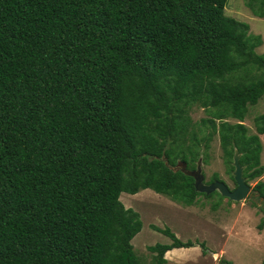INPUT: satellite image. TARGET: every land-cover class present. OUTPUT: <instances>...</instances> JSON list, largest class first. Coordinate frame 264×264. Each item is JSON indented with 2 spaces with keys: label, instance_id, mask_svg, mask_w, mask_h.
Instances as JSON below:
<instances>
[{
  "label": "trees",
  "instance_id": "1",
  "mask_svg": "<svg viewBox=\"0 0 264 264\" xmlns=\"http://www.w3.org/2000/svg\"><path fill=\"white\" fill-rule=\"evenodd\" d=\"M227 1L0 0V264H143L121 194L195 203L206 193L171 166L208 162L215 135L235 185L236 149L248 182L264 174V114L245 123L264 97L262 38ZM253 191L264 211V181ZM162 231L155 264L195 245Z\"/></svg>",
  "mask_w": 264,
  "mask_h": 264
},
{
  "label": "rangeland",
  "instance_id": "2",
  "mask_svg": "<svg viewBox=\"0 0 264 264\" xmlns=\"http://www.w3.org/2000/svg\"><path fill=\"white\" fill-rule=\"evenodd\" d=\"M225 12L248 23L251 34L261 36L262 43L256 52L264 53V15L255 14L247 5V0H228ZM260 114H264V97L250 106L246 116L245 123L251 132H255L254 118ZM204 116V108L195 106L192 111L194 123H199ZM261 139V163L264 165V135ZM209 152L208 162L204 163V156L202 158L205 182L221 180L234 188L218 135L213 137ZM258 181H264V174L249 182L252 190L241 201H232L214 191L209 195H200L191 205H184L151 189L136 194L123 192L120 199L127 208L137 210L143 222L141 231L132 239L135 253L143 264H155L149 247L172 242V238L162 231L170 227L183 241L190 240L195 245L176 248L177 252H172L168 264H263L264 211L259 193L253 191ZM201 243L205 244V251Z\"/></svg>",
  "mask_w": 264,
  "mask_h": 264
},
{
  "label": "water",
  "instance_id": "3",
  "mask_svg": "<svg viewBox=\"0 0 264 264\" xmlns=\"http://www.w3.org/2000/svg\"><path fill=\"white\" fill-rule=\"evenodd\" d=\"M241 154L236 149L234 154L233 165L234 169V178L237 186L234 189H231L224 181L215 180L211 183L205 182V174L203 172V156L200 157L196 168L189 169L188 164L184 160H179L176 166H171L173 170H181L184 173L191 175L195 179V188L197 191L211 194L212 192L218 190L222 195L230 198L234 201H241L245 199L251 191V186L247 182V179L244 176V166L240 162Z\"/></svg>",
  "mask_w": 264,
  "mask_h": 264
},
{
  "label": "clouds",
  "instance_id": "4",
  "mask_svg": "<svg viewBox=\"0 0 264 264\" xmlns=\"http://www.w3.org/2000/svg\"><path fill=\"white\" fill-rule=\"evenodd\" d=\"M200 159V158H199ZM179 161V160H178ZM199 161V160H198ZM197 164H198V162H197ZM203 164V163H202ZM196 168V167H195ZM245 168V167H244ZM204 172V171H203ZM244 173V172H243ZM233 175H234V173H233ZM246 178V177H245ZM235 179V178H234ZM247 179V178H246ZM248 182V181H247ZM226 183V182H225ZM249 183V182H248ZM227 184V183H226ZM250 184V183H249ZM228 185V184H227ZM229 186V185H228ZM237 186V184L235 185V187ZM251 186V185H250ZM230 187V186H229ZM234 187V188H235ZM231 188V187H230ZM234 188H231V189H234ZM251 190H252V187H251ZM216 191H218V190H216ZM251 192V191H250ZM213 193V192H212ZM250 194V193H249ZM249 194H248V196H249ZM247 196V197H248ZM226 197V196H225ZM230 199V198H229ZM246 199V198H245ZM232 201H234V200H232ZM175 249V248H174ZM203 249V248H202ZM173 250V249H172ZM170 251V250H169ZM165 257H166V255H165Z\"/></svg>",
  "mask_w": 264,
  "mask_h": 264
},
{
  "label": "crops",
  "instance_id": "5",
  "mask_svg": "<svg viewBox=\"0 0 264 264\" xmlns=\"http://www.w3.org/2000/svg\"><path fill=\"white\" fill-rule=\"evenodd\" d=\"M176 249V248H175ZM175 249H173V250H175ZM171 251V250H170ZM174 253H176L177 252V250H175V251H173ZM169 254H168V252L166 253V258H167V260H168V258H169ZM173 256V255H172ZM167 264H168V262H167Z\"/></svg>",
  "mask_w": 264,
  "mask_h": 264
}]
</instances>
